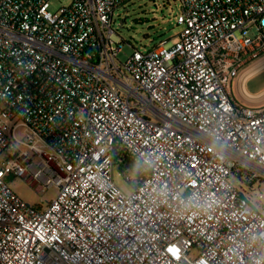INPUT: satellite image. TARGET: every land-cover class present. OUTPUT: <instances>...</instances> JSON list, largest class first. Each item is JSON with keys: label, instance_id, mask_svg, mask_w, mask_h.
<instances>
[{"label": "built area", "instance_id": "1", "mask_svg": "<svg viewBox=\"0 0 264 264\" xmlns=\"http://www.w3.org/2000/svg\"><path fill=\"white\" fill-rule=\"evenodd\" d=\"M51 1L0 0V264H264V105L233 96L264 0H179L180 33L125 59L131 0Z\"/></svg>", "mask_w": 264, "mask_h": 264}, {"label": "rangeland", "instance_id": "2", "mask_svg": "<svg viewBox=\"0 0 264 264\" xmlns=\"http://www.w3.org/2000/svg\"><path fill=\"white\" fill-rule=\"evenodd\" d=\"M69 0H52V10H57L62 5H67ZM180 13L179 0H131L124 7L115 11V29L127 42L123 46L121 59L131 55L135 49L144 50L161 40L172 39L180 33V27L176 24L177 16ZM264 89V71L253 77L248 83V90L251 93H258ZM17 137L25 139L24 128L17 131ZM115 184L125 193H130L132 187L126 183L123 177L119 176L117 170L113 171ZM232 182L236 186L240 183L235 177ZM10 186L14 191L30 204L38 205L51 201L56 195V188L51 187L42 193L35 191L28 179L11 177ZM252 195L263 194L261 200L264 207V182L255 183L248 189Z\"/></svg>", "mask_w": 264, "mask_h": 264}, {"label": "crops", "instance_id": "3", "mask_svg": "<svg viewBox=\"0 0 264 264\" xmlns=\"http://www.w3.org/2000/svg\"><path fill=\"white\" fill-rule=\"evenodd\" d=\"M264 71V57L245 69L233 84V96L238 102L251 106L260 107L264 105V89L258 93L248 90L249 81Z\"/></svg>", "mask_w": 264, "mask_h": 264}]
</instances>
